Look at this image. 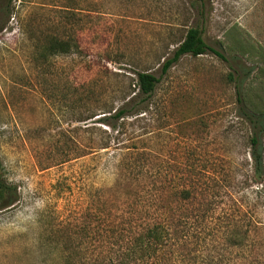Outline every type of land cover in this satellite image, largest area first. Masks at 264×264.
I'll use <instances>...</instances> for the list:
<instances>
[{
	"label": "rangeland",
	"instance_id": "1",
	"mask_svg": "<svg viewBox=\"0 0 264 264\" xmlns=\"http://www.w3.org/2000/svg\"><path fill=\"white\" fill-rule=\"evenodd\" d=\"M204 1L12 0L10 16L0 4V177L18 192L0 209V264H264V193L256 198L239 82L229 76L233 66L251 70L246 106L264 111V0ZM190 27L229 61L210 50L183 56L121 134L96 122L103 113L82 120L137 104V73L161 76ZM53 36L71 52L42 56ZM117 152L202 187L192 200L171 185L152 189L146 173L116 167ZM198 160L210 175L191 172ZM228 182L244 184L233 201ZM243 192L248 207L235 200ZM200 208L203 217L188 218ZM157 222L170 236L129 257Z\"/></svg>",
	"mask_w": 264,
	"mask_h": 264
},
{
	"label": "trees",
	"instance_id": "2",
	"mask_svg": "<svg viewBox=\"0 0 264 264\" xmlns=\"http://www.w3.org/2000/svg\"><path fill=\"white\" fill-rule=\"evenodd\" d=\"M201 2L202 8H204L205 1L199 0ZM0 4L5 7L7 11V15H12V0H0ZM71 44L67 40H62L57 37H50L45 42V46L42 48V56H49V55H55L60 53H69L71 52ZM208 50L215 53L220 58L229 61L228 57L222 53L220 50H217L213 46L206 43L202 36V30L199 27H190L187 30L186 36L184 40L178 45L177 48L173 51V53L168 56L164 62L162 63L161 70L162 74L161 76H157L154 72L151 71H139L137 73L138 75V84L140 86V95H143L142 99L137 102V104L134 103L135 98H131L128 102H126L124 105L118 107L116 110H107L100 113H95L91 116H82L85 118H82V120H88L96 115H99L103 113L104 115L99 116L98 120L96 122L103 124L104 126H107V129H111L114 131H117L118 134L122 133V127L124 125L125 119L130 115H135L142 113L146 110H141L142 102L146 101L149 97L152 96L155 89L157 88V85L160 83L162 77L165 74H168L170 69L177 64L180 59L187 55L191 54L193 56H199L201 54L206 53ZM233 70L229 72V76L232 80L238 81V101L241 103V112L240 117L243 119V123L246 125V127L249 130V158H250V164L252 166L253 170V180L254 183L257 184V189L255 188L256 192V198L260 197L261 194L264 193V111H261L259 109H248L246 106V98L244 96L243 92V85L245 82V79L251 75V70H248L247 72L240 74L239 69L233 66ZM135 105H138L139 110H131L133 107H136ZM141 105V106H140ZM108 130H104V132H107ZM106 138V137H105ZM109 138V137H108ZM107 138V139H108ZM108 141L104 142L101 145V148H107L110 146ZM125 147V146H124ZM129 148V146H127ZM133 148L139 147L137 143L134 144V146H130ZM151 154V152H149ZM140 154H145V152H140ZM123 155H126L122 152H117L116 158H118V162L116 164V167H122L126 166L130 168L133 173L134 171L138 174L137 176H142L144 173L147 174L149 179H152V186H154L152 189L156 188V186H159L160 183L162 185H171L173 190V195L176 197H179L183 200H192L194 196H196L197 191L202 187L200 186L201 180L198 178H190V179H184L183 177H168L162 175L163 168H161V163H151L148 162L147 159H141L135 160L126 157H123ZM117 161V160H116ZM139 161V162H138ZM200 162V163H199ZM208 163L201 162L198 160V162H194L190 164L191 172H208L207 168ZM173 167V166H171ZM207 168V169H206ZM204 175H210V174H204ZM227 176V175H226ZM226 176L222 179L225 181L227 180ZM213 177V176H212ZM178 178V179H177ZM215 179L216 183H219L217 180L218 178H215V176L212 178ZM165 181V182H164ZM224 181V182H225ZM241 183H244L246 185L245 181H242ZM244 184L240 183H231L228 182V184L224 183V186H231L233 187L234 192H231L228 190V193L232 196L231 199L233 201V196H236L240 194L241 188L244 187ZM222 185V184H221ZM219 191V190H218ZM253 192V191H252ZM227 194V191H226ZM248 196L246 193L243 192V195L238 197L237 201H241L242 207H248L251 202L247 200ZM18 200V192L17 188L12 185L11 183L7 182L5 179L0 177V209L8 208L15 204V202ZM219 201H223L220 200ZM236 201V202H237ZM209 204V203H208ZM212 204V203H210ZM255 205V204H254ZM206 207L212 208V205H207ZM209 209V208H208ZM207 213V210L205 209H198L194 211L189 212V216L195 215L198 217H203L204 214ZM244 213H247V211H244ZM246 215V214H245ZM194 220V219H193ZM185 224H188L187 221L184 222ZM170 236V231L168 227L165 226L162 222H157L155 224H152L147 227L144 233L140 234L136 237V239L133 241L132 245L129 248L128 256L131 258H144L146 254H150L149 251L152 250L154 252L158 246L161 244V241L165 240L167 237ZM77 250H75V254L71 253L75 259L77 257ZM70 259L68 260L67 264H73L74 258L69 256ZM100 258V257H99Z\"/></svg>",
	"mask_w": 264,
	"mask_h": 264
}]
</instances>
